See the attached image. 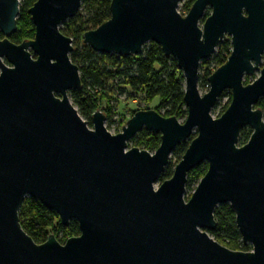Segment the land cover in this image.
Listing matches in <instances>:
<instances>
[{
    "label": "water",
    "instance_id": "obj_1",
    "mask_svg": "<svg viewBox=\"0 0 264 264\" xmlns=\"http://www.w3.org/2000/svg\"><path fill=\"white\" fill-rule=\"evenodd\" d=\"M112 0L111 18L84 34L102 55L139 57L150 43L177 62L185 84V123L138 111L112 135L97 111L92 128L70 101L82 87L72 39L61 26L83 0H38L29 10L33 40L11 42L20 0H0V264H264V0ZM210 10L209 16L206 12ZM232 52L199 90L201 63L225 40ZM260 76L245 85L246 77ZM229 107L211 115L221 96ZM250 128L248 142L238 147ZM160 136L155 153L129 142ZM194 137V138H193ZM191 140L173 176L156 184L170 156ZM208 169L189 201L188 175ZM26 199L56 213L80 235L38 245L20 224ZM229 205L245 246L232 251L210 237L219 206Z\"/></svg>",
    "mask_w": 264,
    "mask_h": 264
},
{
    "label": "trees",
    "instance_id": "obj_2",
    "mask_svg": "<svg viewBox=\"0 0 264 264\" xmlns=\"http://www.w3.org/2000/svg\"><path fill=\"white\" fill-rule=\"evenodd\" d=\"M37 1L20 0V14L17 19L18 29L10 39L12 43L19 45L34 39L35 28L29 10ZM196 1L190 0L189 3L194 4ZM111 2L112 0H83L77 16L68 24H63V26L67 25V28H61L62 34L73 41L74 51L70 57L72 63L79 68L81 75V89L70 93V98L77 107L79 115L91 128L93 114L100 111L98 98L105 97L107 89L111 87L110 85L113 88L116 84L122 91L130 89L136 96L142 94L150 102L154 98H159L160 103L154 110L164 118L175 117L179 121L186 119L187 109L184 103L185 84L183 75L178 70L176 60L166 58L160 46L150 43L145 47L141 56L122 58L116 55L98 54L83 45L82 40L86 32L96 30L111 18ZM187 7L188 5H185L182 10L186 11ZM1 38L3 37L0 35ZM231 52V41L227 39L220 44L209 60L201 63L200 68L205 70L204 83H207V79L227 62ZM212 69L214 70L211 71ZM229 96L231 103V93ZM260 105L264 106V99L259 102L256 109ZM251 134L252 131L249 128L244 129L240 137L246 139L247 142ZM138 136L146 138L145 142H139ZM132 142L140 150L153 154L159 148L161 138L143 131ZM187 148L188 146L185 144H181L177 148V152H180L181 156L179 162ZM166 169L161 176L162 180H168L172 177L170 168ZM207 169V165H202L191 171L188 175V183L200 182ZM19 218L23 230L38 245L45 243L50 235H54L60 244L80 235L77 222H71L68 228H64L56 213L47 210L39 202L32 199L25 200L19 212ZM215 220L217 227L213 232H210V236L216 242L232 251L248 252L251 250L242 242L236 226V216L229 205L219 206L216 209Z\"/></svg>",
    "mask_w": 264,
    "mask_h": 264
},
{
    "label": "rangeland",
    "instance_id": "obj_3",
    "mask_svg": "<svg viewBox=\"0 0 264 264\" xmlns=\"http://www.w3.org/2000/svg\"><path fill=\"white\" fill-rule=\"evenodd\" d=\"M189 1L190 0H181L180 1L178 12L183 17H185L188 14V11L193 6V3L192 2L189 3ZM185 5H188V7H187L186 11H183L182 9ZM82 14L84 16V13H82ZM209 14H210V10L206 12V16H209ZM67 24H68V22H67ZM66 26L67 25H65V26L62 25L61 28H67ZM1 39H3V38H1ZM261 68H264V55H263ZM213 70L214 69H212L211 71H213ZM204 76H205V70L200 68V71H199V90H200V94L202 96L205 95L206 93H208V91H209L208 83H204ZM259 76H260V73L255 72V74L253 76L245 78L244 84L248 85V84L253 83ZM110 86L111 87H109L106 91L107 97L106 96L103 98L99 97L98 100H99V110L107 116L105 127L112 135H117V134L121 133L122 127L126 126L127 121L130 120L137 111L154 110L157 108V106L160 103L159 98H154L150 102V101H147L142 94L136 96L134 94V92H132L130 89L122 91L119 88V86L116 84L114 85L113 88H112V85H110ZM112 91H114V92H112ZM70 101H71L72 105L75 107V109L78 110L77 107L72 102L71 98H70ZM229 105H230V96H229V92H226L225 95L218 101L215 108L212 110V112H211L212 117L214 119H218L219 117H221V115L224 114V112L227 110ZM255 108H257V106ZM263 108H264L263 105L258 106V109H260L264 112ZM185 121H186V119L180 120V123L183 124V123H185ZM246 129H248V128H246ZM137 140L139 142H145L146 138L138 136ZM190 142H191V140H188L185 143V145L189 146ZM245 142H246V139L240 137L238 147H242L248 141L246 143ZM133 148H139V147L136 146L135 143L131 141V142H129L128 150L133 149ZM179 153L180 152H177V149H176L172 153V155L170 156V163H169L167 168H170V174L172 176H173V173L175 171L176 165L179 163V158L181 157ZM204 165H207V164H204ZM164 181L165 180H162V178H161L159 180V182L156 184V189L159 188L160 185ZM199 183L200 182L187 184L186 193L184 196L186 201L190 200L192 194L197 189ZM63 244H65V242ZM246 247H249L252 251L251 245H247Z\"/></svg>",
    "mask_w": 264,
    "mask_h": 264
},
{
    "label": "flooded vegetation",
    "instance_id": "obj_4",
    "mask_svg": "<svg viewBox=\"0 0 264 264\" xmlns=\"http://www.w3.org/2000/svg\"><path fill=\"white\" fill-rule=\"evenodd\" d=\"M251 251V250H250ZM250 251H248V252H250Z\"/></svg>",
    "mask_w": 264,
    "mask_h": 264
}]
</instances>
